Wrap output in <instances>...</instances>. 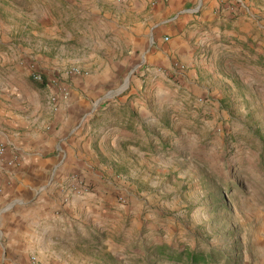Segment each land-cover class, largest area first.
<instances>
[{"label":"rangeland","instance_id":"374dc122","mask_svg":"<svg viewBox=\"0 0 264 264\" xmlns=\"http://www.w3.org/2000/svg\"><path fill=\"white\" fill-rule=\"evenodd\" d=\"M160 1H153L154 6L151 0H0V48L9 58L0 66V95L15 87L43 112H59L61 102L80 84L69 72L86 66L84 72L95 75L98 64L90 59L94 50L105 44L111 50V43L148 25L166 34L199 3ZM245 1L257 21H264V0ZM170 3L172 20L156 16L147 19L150 24L144 21L157 5ZM227 3L234 8L230 19L243 10L236 0ZM66 14L74 15L73 26L64 24ZM221 16L218 11L216 17ZM258 25L262 28L255 31L256 62L234 64L231 83L203 86L176 78L152 88L139 83L144 75L135 61L113 84L104 80L86 88V96L111 104V99L136 96L129 91L138 87L137 94L145 100L143 139L150 147L130 151V160L123 164L111 163L117 174L111 183L95 166L97 182L73 185L81 196L99 193L101 187L111 191L110 207L97 210L90 232L88 226L82 230L80 238L89 243L82 244L81 253L90 258L82 264H187V254L208 251L221 254L216 264H264V22ZM69 27L76 32L71 33L75 41L59 47L58 37L70 33ZM13 51H19L16 58L9 57ZM109 53V59L121 60ZM63 58L77 60L70 64L75 66H65ZM17 65L26 67L29 75ZM32 66L41 74L40 81L32 77ZM106 67L112 65L103 60L97 72L103 74ZM153 94L160 95L155 103L149 99ZM160 245L183 254L182 262L153 260L154 248Z\"/></svg>","mask_w":264,"mask_h":264},{"label":"crops","instance_id":"0c3cea01","mask_svg":"<svg viewBox=\"0 0 264 264\" xmlns=\"http://www.w3.org/2000/svg\"><path fill=\"white\" fill-rule=\"evenodd\" d=\"M153 1L151 4L156 6ZM236 1L243 10L233 19L227 11L228 3L199 0L195 9L187 11L190 15L173 22L166 34L148 25L144 30L130 31L121 42L111 43V50L107 49V44L94 50V54L89 55L90 59L94 58L92 63L98 64L95 75L85 73L86 66H77L81 75L72 76L80 82L74 85L75 94L62 101L59 112L52 115L45 108L43 112L15 87L6 89V95H0V142L7 145L8 156L18 158L12 169L0 162V264H32L31 257L40 264L89 261L88 254L81 253L82 244L89 243L80 238L84 234L82 230L88 226L90 232L91 224L93 227L96 224L97 210L110 207L107 203L111 191L101 187L103 191L99 193L93 191L81 196L72 186L97 182L95 166L99 167V174L105 172L110 176L105 182L115 181L117 174L111 163L123 164L130 160V151L139 152L150 144L143 139L145 130L140 118L145 100L137 94L138 87L129 91L136 96L128 94L109 99L111 104H100V98L86 96V88L103 84L104 80L113 84L123 74L124 67L135 61L141 65L140 75H144L139 83L152 88L176 78L187 84L200 82L203 86H210L213 81L231 83L236 72L234 64L243 66L256 62L255 31L262 28L258 24L264 22H258L248 9L250 2ZM171 10V3L157 5L144 21L156 16L172 20L168 15ZM218 11L223 13L220 18L216 17ZM73 19L74 15L66 14L62 20L73 26ZM68 30L70 33L58 37L59 47L75 41L72 34L76 32L71 27ZM1 50L4 48H0V66H5L9 58ZM109 51L117 53L121 60L116 56L109 59ZM18 52H9V57L16 58ZM103 60L112 67H106L100 74L97 70ZM60 61L66 66L77 60L63 58ZM17 67L29 75L26 67ZM149 99L155 103L160 95L153 94Z\"/></svg>","mask_w":264,"mask_h":264},{"label":"trees","instance_id":"16d2710c","mask_svg":"<svg viewBox=\"0 0 264 264\" xmlns=\"http://www.w3.org/2000/svg\"><path fill=\"white\" fill-rule=\"evenodd\" d=\"M182 256L183 254L175 253L170 249H166L165 246L160 245L154 248L153 260H155L156 257H160L166 258L171 262L181 263ZM221 259V254H214L212 251L206 253H189L186 257L187 264H216V261Z\"/></svg>","mask_w":264,"mask_h":264},{"label":"built area","instance_id":"2783aa9c","mask_svg":"<svg viewBox=\"0 0 264 264\" xmlns=\"http://www.w3.org/2000/svg\"><path fill=\"white\" fill-rule=\"evenodd\" d=\"M156 1V0H154ZM223 2H228V0H222ZM234 10V8L232 6H227V11L232 12ZM165 40H167L165 38ZM32 70L31 74L32 77L37 80L40 81L41 80V74L39 73V71L34 67H30ZM70 76H77V75H81V72L79 69H73L71 72H69ZM66 94H62V97H65ZM52 106L54 107V109L56 108V98L52 97L50 99ZM8 154V147L6 144L1 143L0 142V162H3L4 167H7L9 169H12L16 166V163L18 161L17 156L15 155H7ZM0 172H1V168H0ZM73 187V186H72ZM81 189V188H80ZM74 190V192H79V189H72ZM30 261L32 264H40L39 262H37V260L35 259V257H31Z\"/></svg>","mask_w":264,"mask_h":264}]
</instances>
